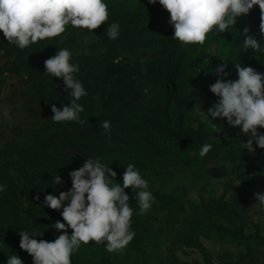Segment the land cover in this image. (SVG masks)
Listing matches in <instances>:
<instances>
[{"label": "rangeland", "instance_id": "rangeland-1", "mask_svg": "<svg viewBox=\"0 0 264 264\" xmlns=\"http://www.w3.org/2000/svg\"><path fill=\"white\" fill-rule=\"evenodd\" d=\"M160 13L171 18L159 0L141 11L122 10L116 40L109 39L107 33L99 35L68 25L59 42V49L72 53L70 63L91 72L90 102L87 96L78 101L84 107L80 119L91 127L90 117L110 120L116 116L110 132L101 123L86 133L69 132L57 141L61 124L73 122H53L51 109L36 120H28L29 84L25 78L3 73L0 129L6 131L7 138L0 135V185H6L0 191V225L15 241L9 247L0 244V264H7L12 255L23 264H33L32 256L20 248L21 231L49 242L63 234L54 228L57 221L66 223L63 208L51 209L45 197L69 191V173L88 157H100L101 163L117 173L115 180L121 185L126 166L134 164L155 200L151 209L140 215L133 189L126 188L133 209L134 239L122 252L112 253L106 251L105 243H81L71 256L72 264H264V206L256 199V193L264 194V149L255 143L254 152L244 149L249 136L230 126L226 118L206 113L218 102L210 85L221 78L215 69L227 63L222 59L235 35L227 30L221 36L210 32L203 45L182 46L173 39L174 27L153 23L154 14ZM260 16L257 5L239 17L253 24L264 39ZM148 27L137 40L129 37V32ZM161 43L178 46L172 60L180 62L181 70L176 99L170 106H166L164 89L168 59L162 56ZM233 55L236 60L227 63L225 80L238 78L234 63L245 66L237 54ZM254 56L261 62L249 67L264 74V52ZM155 59L160 64L157 72L151 73ZM111 62L118 65L116 73L107 75L105 68ZM65 87L62 78L54 77L45 88L47 97L51 89H58L70 102V91ZM178 124L217 145L204 157H200V150L184 152L172 138ZM13 131L19 136L9 140ZM258 132L264 134V128ZM74 149L83 150V157L74 154ZM58 175L61 183L55 185ZM29 200L36 214L43 217L40 232L31 224ZM66 231L71 235L73 230L67 227ZM233 233L241 234L239 240Z\"/></svg>", "mask_w": 264, "mask_h": 264}, {"label": "clouds", "instance_id": "clouds-1", "mask_svg": "<svg viewBox=\"0 0 264 264\" xmlns=\"http://www.w3.org/2000/svg\"><path fill=\"white\" fill-rule=\"evenodd\" d=\"M156 2L150 0V3ZM159 4L170 13L173 39L182 46L203 45L214 28L219 33L225 32L235 25L237 17L247 15L257 5L261 13L260 33L264 35V0H159ZM108 17V5L103 0H0V32L9 44L21 50L61 35L68 25L94 31L105 24ZM248 33L249 29L245 28L243 49L251 48L256 53L264 51L257 39ZM119 34L118 23L108 26L109 39L116 40ZM71 56L72 53L64 48L44 61L46 73L62 78L66 89L71 90L68 95L72 98L70 106L57 108L53 104L51 119L55 123L83 125L86 121L80 119V113L84 107L78 101L88 93L75 78L79 66L70 63ZM234 66L238 74L235 80L223 79L228 75L226 63L215 69L221 78L210 85V91L219 99L206 113L212 118H226L230 126L239 127L249 136L244 149L254 152V143L264 149V134L258 132V128H264V74L239 63ZM102 127L110 132L111 122H102ZM211 148V144H204L200 157L206 156ZM116 175L109 166L101 163L100 157H88L80 168L69 173L72 181L69 191H61L59 196L46 195L48 207L53 210L63 208L61 215L66 223L55 222L54 228L63 234L53 242L32 238L35 236L28 231L19 233L20 248L32 256L33 264H72V254L81 243L87 245L90 241L105 243L109 253L122 252L130 244L136 234L131 230L133 209L125 189H133L140 215L151 209L155 197L134 164L126 166L122 185L116 182ZM54 183H61L59 175L54 178ZM5 188L6 185H0V191ZM256 199L264 206V194L256 193ZM65 201H68L66 205ZM67 227L73 230L71 235L67 234ZM7 264H23V261L12 255Z\"/></svg>", "mask_w": 264, "mask_h": 264}, {"label": "trees", "instance_id": "trees-1", "mask_svg": "<svg viewBox=\"0 0 264 264\" xmlns=\"http://www.w3.org/2000/svg\"><path fill=\"white\" fill-rule=\"evenodd\" d=\"M104 3L108 5L109 17L105 24L101 25L98 29L94 30L95 34L104 35L107 33V28L112 23H119V15L122 10L130 11H141L146 9L150 3V0H103ZM171 18H167L164 13L154 14L153 23L157 22L158 24L162 25L163 27H174L170 23ZM67 28V26H66ZM245 28L249 29V35L254 36L257 41L261 44L262 49H264V39L260 38L259 33H256L253 24H249L244 21L243 17H238L237 21L234 26L230 27L227 30V33L231 35H235V40L233 42L228 43L226 46L228 50L225 51V56H223L222 60L234 61L236 60V56L234 57L233 54H237L239 56V62L244 63L245 66H252V64L260 63V59L254 56L256 53L253 49L249 48L247 50L243 49V40L245 36L243 35V30ZM148 27L145 30H135L129 32V37L133 40H137L141 35L149 30ZM211 32H217L220 36L223 33H219L215 28ZM213 34V33H211ZM62 35L56 36L54 38L44 39L38 41L34 44L29 45L25 49L21 50L14 44H9L8 41L4 38L3 32H0V90L3 86V79L1 78L4 72L8 74L24 79L26 83L29 84V88L31 93L29 94V107L25 108L26 118L30 121L36 120V118H40L43 116V112L48 109H51V106L54 104L57 108H62V106H70V102L66 100V95L64 96V92L59 91L58 89H51L49 92L50 97H47L45 88L48 84V81H51L54 77L46 73V69L44 66V61L48 58L54 56L59 50V42L62 39ZM219 45L223 48V45L219 43ZM178 46L167 47L165 43H161V52L162 56H165L168 59V65L165 72V79H164V89H165V96H166V106H170L172 102L176 99L177 95V85L179 79V72L181 70L180 62L173 61L172 57H174V53ZM225 49L223 48V51ZM248 54V56L243 54ZM242 54V55H240ZM3 60V63L1 61ZM264 62V61H262ZM224 63V62H223ZM222 63V64H223ZM226 63V62H225ZM226 63V64H227ZM160 63L158 60H154L151 63L150 72L156 73L157 67ZM117 64L109 63L105 70L108 74L113 75L116 73ZM75 78L79 79L80 82L83 84L85 90L89 94L90 89V79H91V72L89 70L86 71L85 67L79 68L78 73L75 74ZM123 82V80H121ZM66 89V87H65ZM71 91L70 89H67ZM1 92V91H0ZM86 95L88 97V102H90V95ZM55 98V100H53ZM82 120V119H81ZM87 120L88 122L92 123V126L100 125L104 121H110L111 124L117 123L116 116L113 119L108 120V118L98 117H90ZM90 127L88 124H79L77 122L69 123V124H61V132L57 134L56 140L62 141L65 136L69 132H81L86 133L89 131ZM0 135H2L3 139L5 140L6 131H2L0 129ZM19 134L15 131L11 132L8 136L9 140H13L14 138L18 137ZM173 141L179 148H183L184 152H195L199 151L204 144H211L212 146H216L217 143L213 141H209L194 132L188 131L186 132L180 124H178L177 128L172 133ZM74 154L77 156L83 157L84 151L81 149H74ZM3 170L7 176H9V170L5 166ZM2 175V174H1ZM137 204V203H135ZM29 209H31V224L35 227L36 232H40V227L43 224V217L42 215L36 214L34 211V203L33 201H28ZM18 218V216H15ZM18 221V219H17ZM230 232V231H228ZM241 234L233 233L232 237L235 240H239ZM14 236L9 235L8 232L0 225V244L4 246H11L14 243Z\"/></svg>", "mask_w": 264, "mask_h": 264}]
</instances>
